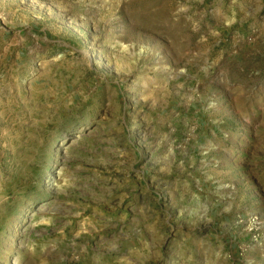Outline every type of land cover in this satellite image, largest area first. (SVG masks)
<instances>
[{"label":"rangeland","instance_id":"1","mask_svg":"<svg viewBox=\"0 0 264 264\" xmlns=\"http://www.w3.org/2000/svg\"><path fill=\"white\" fill-rule=\"evenodd\" d=\"M0 264H264V0H0Z\"/></svg>","mask_w":264,"mask_h":264}]
</instances>
